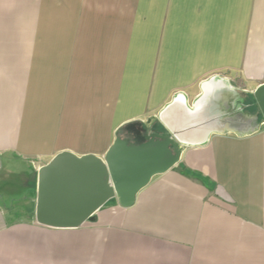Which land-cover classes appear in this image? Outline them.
Segmentation results:
<instances>
[{
  "label": "crops",
  "instance_id": "crops-1",
  "mask_svg": "<svg viewBox=\"0 0 264 264\" xmlns=\"http://www.w3.org/2000/svg\"><path fill=\"white\" fill-rule=\"evenodd\" d=\"M249 81H264V0H0V172L18 179L0 264L57 238L81 264H264V120L234 109ZM120 129L171 136L178 162L131 206L38 223V168L103 157Z\"/></svg>",
  "mask_w": 264,
  "mask_h": 264
},
{
  "label": "water",
  "instance_id": "water-1",
  "mask_svg": "<svg viewBox=\"0 0 264 264\" xmlns=\"http://www.w3.org/2000/svg\"><path fill=\"white\" fill-rule=\"evenodd\" d=\"M254 96L264 118V82ZM179 158L171 136L144 132L141 141L132 142L122 129L103 157L59 152L38 168L35 219L55 228H76L113 197L121 206H131L136 194Z\"/></svg>",
  "mask_w": 264,
  "mask_h": 264
},
{
  "label": "rangeland",
  "instance_id": "rangeland-1",
  "mask_svg": "<svg viewBox=\"0 0 264 264\" xmlns=\"http://www.w3.org/2000/svg\"><path fill=\"white\" fill-rule=\"evenodd\" d=\"M233 81L235 83H239V81L236 80L235 78L233 79ZM258 83L259 82H254V81H249V83H247V87L250 91L248 93V99L246 100V98H245L243 100V106H245V108H234V109H237L238 111H243V113L249 112L248 114L250 116L257 114V116L260 118V120L261 119L264 120V118L260 112V109L258 107V104L256 102L255 96H254L255 89L261 84V83L260 84H258ZM127 139L129 140V138H127ZM129 141H132V140H129ZM6 174H8V172H5V173H4V171L0 172V198L2 200H4L5 198H8V195H12V193H14L12 191H14L17 188L16 182L18 179L16 178L15 173L11 172V173H9V176H6ZM10 191H11V193H10ZM16 195L17 194H14L13 197H15ZM109 200H111V199H109ZM107 204H109V203H107ZM13 211H15V213L10 214V219H9L10 222H13L16 218L21 217V215L18 214L17 210H13ZM11 217H14V219H12ZM58 237H60V236H58ZM58 240H59V238H57L56 250H54L52 248L51 251L46 252V251H44V249H42L41 251L37 252V256H34L32 254V252H30L29 254L27 253L25 255H24V252H21L22 255L18 254V256H17V253L15 255L17 257L21 258L20 259L21 264H81V262L79 261V258H77L75 256L72 257L73 255H71V250H74L72 253H76V251H78V250L69 247L65 243H63L61 245V244H59L61 240L59 242H58ZM67 243H69V241H67ZM60 246H65L66 250H64V253H61L62 251H60V248H59ZM12 253L13 252H10V256L8 258H4V257L2 258L3 264H7V263L8 264H18L16 258H12L13 257V256H11V255H13ZM74 255H76V254H74ZM22 257H24V258H22Z\"/></svg>",
  "mask_w": 264,
  "mask_h": 264
},
{
  "label": "trees",
  "instance_id": "trees-1",
  "mask_svg": "<svg viewBox=\"0 0 264 264\" xmlns=\"http://www.w3.org/2000/svg\"><path fill=\"white\" fill-rule=\"evenodd\" d=\"M140 139H142V138H140Z\"/></svg>",
  "mask_w": 264,
  "mask_h": 264
}]
</instances>
